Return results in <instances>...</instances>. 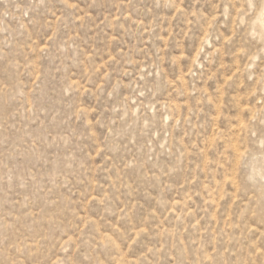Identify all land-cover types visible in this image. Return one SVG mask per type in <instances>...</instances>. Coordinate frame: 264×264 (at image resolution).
I'll return each instance as SVG.
<instances>
[{"label":"rangeland","instance_id":"obj_1","mask_svg":"<svg viewBox=\"0 0 264 264\" xmlns=\"http://www.w3.org/2000/svg\"><path fill=\"white\" fill-rule=\"evenodd\" d=\"M0 264H264V0H0Z\"/></svg>","mask_w":264,"mask_h":264}]
</instances>
